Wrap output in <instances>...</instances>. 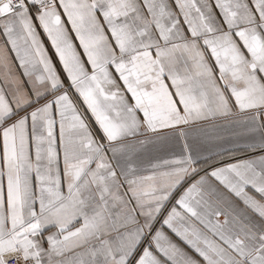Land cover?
Wrapping results in <instances>:
<instances>
[{"label":"snow or ice","instance_id":"obj_1","mask_svg":"<svg viewBox=\"0 0 264 264\" xmlns=\"http://www.w3.org/2000/svg\"><path fill=\"white\" fill-rule=\"evenodd\" d=\"M0 264H264V0H0Z\"/></svg>","mask_w":264,"mask_h":264}]
</instances>
